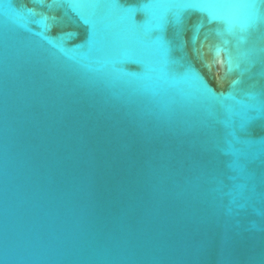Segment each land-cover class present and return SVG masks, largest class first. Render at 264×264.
I'll list each match as a JSON object with an SVG mask.
<instances>
[{
	"label": "water",
	"instance_id": "95a60500",
	"mask_svg": "<svg viewBox=\"0 0 264 264\" xmlns=\"http://www.w3.org/2000/svg\"><path fill=\"white\" fill-rule=\"evenodd\" d=\"M79 2L0 0V264H264V22Z\"/></svg>",
	"mask_w": 264,
	"mask_h": 264
},
{
	"label": "snow or ice",
	"instance_id": "6c2138e0",
	"mask_svg": "<svg viewBox=\"0 0 264 264\" xmlns=\"http://www.w3.org/2000/svg\"><path fill=\"white\" fill-rule=\"evenodd\" d=\"M264 4V0H198L197 3L189 5L192 7H199L205 9L209 12L210 15L219 16L223 19H231L234 17L240 10H244V14L247 17V21L249 25H258L261 22H264V14L261 13L259 5ZM170 5L165 3H156V4H148L145 5L146 8L159 7L165 8ZM73 8H95L100 7V5L94 0H80L79 3L72 4ZM127 12L133 11V9L129 8L126 10ZM87 23L88 21L85 20ZM53 23H57L55 18H53ZM137 26L133 24L129 31L135 33ZM93 36H95V30H93ZM138 52H145L144 46L140 41L130 42L128 45V52L126 54H136ZM157 61L153 59H145L144 60V76L146 79H151L153 73H155L158 69L156 67ZM255 99V97H253ZM250 108L256 111L264 112V102H257L256 104L249 105ZM264 163V162H262Z\"/></svg>",
	"mask_w": 264,
	"mask_h": 264
}]
</instances>
